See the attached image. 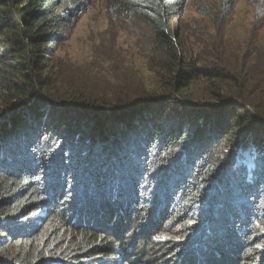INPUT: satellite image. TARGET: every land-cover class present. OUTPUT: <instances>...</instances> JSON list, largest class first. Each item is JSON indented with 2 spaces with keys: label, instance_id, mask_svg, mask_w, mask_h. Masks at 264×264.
I'll list each match as a JSON object with an SVG mask.
<instances>
[{
  "label": "trees",
  "instance_id": "1",
  "mask_svg": "<svg viewBox=\"0 0 264 264\" xmlns=\"http://www.w3.org/2000/svg\"><path fill=\"white\" fill-rule=\"evenodd\" d=\"M259 1L243 50L225 43L234 0H218L201 13L215 35L214 42L207 36L209 45L184 38L189 0H106L110 20L132 21L143 38L147 35V74L134 73L133 83L155 90L142 89L147 95L136 94L132 102L136 92L110 68L84 70L87 82L81 85L65 83L55 73L52 59L63 33L90 9L91 0H0V264H117L121 255L126 263L130 251L117 229L132 209L138 211L139 180L145 174L136 171L141 162L152 172V199L142 200L155 204L152 222L158 215L166 224L176 215L185 227L180 243L171 246L174 254L183 258L205 244L222 221L227 235H237L235 250L238 236L254 237L253 246L239 255L242 264L248 255L252 264H264V249L259 251L264 244V125L258 122L244 143L237 138L226 147L228 126L221 119L232 108L231 123L243 121L239 115L244 113L248 121L264 122V0ZM117 80L118 85L111 84ZM104 81L109 88L101 90ZM91 83L95 88L89 91L96 95L82 91ZM103 92L109 96L101 97ZM178 98L182 104L172 101ZM165 101L176 105L172 111L179 107L174 118L183 122L179 128L157 126L167 111ZM107 106L110 112L103 111ZM60 109L84 124L69 129ZM130 116L151 129L124 125L122 141L137 169L130 167L119 139L85 125L116 118L129 122ZM60 128L69 129V140ZM256 224L263 231L259 236Z\"/></svg>",
  "mask_w": 264,
  "mask_h": 264
},
{
  "label": "rangeland",
  "instance_id": "2",
  "mask_svg": "<svg viewBox=\"0 0 264 264\" xmlns=\"http://www.w3.org/2000/svg\"><path fill=\"white\" fill-rule=\"evenodd\" d=\"M236 5L234 11L230 17L229 24L227 26V35L225 43L230 48V45L233 47L241 46L243 50L245 49V45L249 44L251 35H252V27L254 28V21L256 17V5L259 6V0H234ZM219 4L218 0H189L187 10L184 13V17L182 19V30L188 31L187 36L184 38L189 42H198L202 40L209 41L207 36L211 35V40L214 42L215 35L211 32L210 27H205L207 25V20L204 19L201 13L206 11H210L214 7ZM112 20V19H111ZM107 14L106 0H91L90 9L83 14L78 20H76L67 31H64V41L61 46L57 49L54 60L52 59V65L57 64L55 68V73L58 74L60 80L62 79L65 83L72 81L73 85H81L85 84L87 81L84 80L82 74L84 70H88L89 68L102 69L106 70V68L112 69L114 75L119 77L124 85L129 86V90L132 92H136L133 95V99H135V95H139L142 97L146 96L147 93H141V90L144 89L146 92L155 90L152 85H140L136 86L133 80L134 73L147 74L145 67V58L147 57V35L143 36L138 30V27L132 22L127 21L123 18H114L111 21ZM175 23H177L175 21ZM178 26V25H176ZM211 32V33H210ZM264 33V29L260 31ZM263 37V36H262ZM228 42V43H227ZM209 45V42H208ZM208 48V47H207ZM209 49L212 50L209 46ZM215 51L229 55L227 52H223L219 49H214ZM195 51V50H194ZM193 58L197 57L195 54H192ZM70 67H68V64ZM130 79L131 81L129 82ZM93 83V82H92ZM83 85L81 87H87L83 89V92H89L96 95V91L90 92V88L94 87V85ZM102 83L103 86H99V89L109 88V85ZM118 80L111 81L112 85H118ZM55 85H64L62 82H54ZM152 88V89H151ZM125 89V87L123 88ZM149 90V91H148ZM102 92V91H101ZM100 93V92H99ZM87 94V93H86ZM102 96H109L105 92L102 93ZM137 100V99H136ZM134 100V101H136ZM141 101V99L139 98ZM145 101L146 98H145ZM174 103H181L180 98L172 100ZM166 106V113L159 118L157 121V126H161L162 128L167 127V125H175V127L182 126L183 122H178L175 118V113L178 108H175V104H171L168 101L163 102ZM182 104V103H181ZM84 106V105H82ZM108 106L102 108L103 111H108ZM63 113L60 114L62 116V121L64 123H68L69 129L75 130L74 128H78L84 124V120L76 115L73 112H66L65 110L60 109ZM172 111V113H170ZM228 113H224V116H221L223 125L228 126L227 133L229 134L228 144L226 147H230L231 143L238 138L242 143H244L247 139V136H250L254 132L252 129L258 124L264 125V122L258 121H248L249 115L248 113H244L239 115L240 119L243 120L241 122L231 123V116L234 115L232 108L227 110ZM241 111V110H240ZM253 115H256L253 110L249 109ZM159 111H157L158 113ZM104 114V113H100ZM170 116L171 121L167 119V115ZM166 117V119H163ZM248 118V120H247ZM139 118L135 116H130V121H126L123 119H111L105 120L106 122L96 123V125L86 124L89 127H100L106 136V138H114V140L119 139L117 141L120 148H125L124 151L128 152V158H130V151L125 147V143L122 141L124 133V125L131 127V123L137 129H150V126L143 123L141 126L138 125L137 122ZM176 122V123H175ZM249 122V124H247ZM126 123V124H125ZM137 123V124H135ZM174 123V124H173ZM166 125V126H165ZM69 129L60 128V132H64L62 138L66 137L69 140L67 134H69ZM151 130V129H150ZM149 130V131H150ZM231 131V133H230ZM100 133V135L102 134ZM127 134V133H126ZM99 135V134H98ZM131 135V134H130ZM187 136L186 139H188ZM138 141L136 138L134 139ZM133 140H130L132 142ZM67 146V144H64ZM48 147L44 146V150H47ZM54 148V147H53ZM52 148V149H53ZM55 149V148H54ZM157 150V149H156ZM156 150L154 152H156ZM45 152V151H44ZM157 152H159L157 150ZM162 152V149H160ZM55 155V154H53ZM52 155V157H53ZM112 158V156H110ZM130 167H136V161L133 158H130ZM142 164V165H141ZM137 169V167H136ZM144 170L145 174L142 176L139 183H143L142 195L138 197L137 203L139 204L138 211L136 209H132L133 214L131 217L125 221V224L120 229L118 227L117 233L120 232V237L124 240V246L128 247L130 251L127 255L128 261L124 263L123 255L115 257L119 263L117 264H129V262H135L136 264H242V257H239L240 253L242 255L247 252V248H251L253 246V242L251 238H254L251 233L246 236L244 234L238 236L239 241L241 242V246L239 250H235L236 245L234 244V239L237 238V235L234 232H229V235L225 233V226L221 225L223 222L221 221L219 225L213 229L212 236L208 235V238L205 240L206 243H212V246L207 247L205 244H197L194 249L188 250L186 252V257L183 261H181V257L179 254H174L171 249L172 247H176L177 244L180 243L181 237H183V233L185 227L182 226L180 222L175 221V216L172 215V219L168 221V223H164L161 219H158V215L156 216V221L152 222V217L154 213V207L149 206L148 200L142 201L144 198H151V189L149 186V179L151 177V171H148L147 168L144 167L143 162L138 165V169L136 171ZM138 174V173H137ZM146 176V177H145ZM145 177L147 180H143ZM135 180H138L134 177ZM229 186L232 184V180L229 178ZM156 198V197H155ZM155 198L153 202L155 201ZM158 198H156V201ZM160 200V199H159ZM158 200V201H159ZM118 201H116L117 203ZM142 202V203H141ZM227 211V215H228ZM234 212V211H233ZM232 213V212H230ZM253 217H257V213L252 212ZM229 223H236V218L229 217ZM161 220V221H160ZM99 229L105 227L102 223L101 219H98ZM150 221V222H149ZM193 226V225H192ZM257 228L256 234L259 236L263 234V231L259 229V225L256 224ZM72 232H76L75 229H72ZM204 227V232H205ZM264 241L263 236L261 237V242ZM204 242V243H205ZM232 242V243H231ZM170 248V249H168ZM127 249V248H126ZM168 249V250H167ZM185 249V248H184ZM182 249V252L184 251ZM221 253L220 256L217 251ZM253 249V247H252ZM264 249V244L259 248V251ZM235 251V252H234ZM122 250H119V255ZM264 252V251H263ZM244 264H252L253 257L248 255L245 258ZM262 264V263H260Z\"/></svg>",
  "mask_w": 264,
  "mask_h": 264
},
{
  "label": "clouds",
  "instance_id": "3",
  "mask_svg": "<svg viewBox=\"0 0 264 264\" xmlns=\"http://www.w3.org/2000/svg\"><path fill=\"white\" fill-rule=\"evenodd\" d=\"M204 238H206V237H204ZM207 239V238H206ZM236 243H237V250H239V248H240V246H241V244H240V241H235ZM200 243H204V240H201L200 241ZM206 244V243H205ZM207 246V245H206ZM208 247V246H207ZM185 257H186V255H185ZM185 257H183L184 259H185ZM183 258H181V261H183L184 259Z\"/></svg>",
  "mask_w": 264,
  "mask_h": 264
}]
</instances>
